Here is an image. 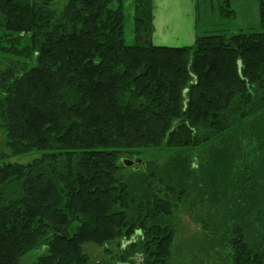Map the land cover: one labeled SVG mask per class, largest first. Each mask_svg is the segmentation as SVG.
<instances>
[{"label": "trees", "instance_id": "1", "mask_svg": "<svg viewBox=\"0 0 264 264\" xmlns=\"http://www.w3.org/2000/svg\"><path fill=\"white\" fill-rule=\"evenodd\" d=\"M52 3L0 0V53L15 58L0 67V128L11 155L41 154L0 163V264L41 246L32 264H99L85 243L120 237L122 264H169L189 203L234 264H264V0L262 31L184 46L153 43V0H135L134 45L123 0ZM163 147L176 152L123 173V154Z\"/></svg>", "mask_w": 264, "mask_h": 264}, {"label": "rangeland", "instance_id": "2", "mask_svg": "<svg viewBox=\"0 0 264 264\" xmlns=\"http://www.w3.org/2000/svg\"><path fill=\"white\" fill-rule=\"evenodd\" d=\"M125 14V41L129 45L136 43L134 32V17H135V0H123ZM229 0H198V32L208 34L212 31H221L227 29V34L236 33L238 31H262L260 24V0H230L229 5L226 3ZM68 0H53L51 5L53 10L61 14L67 5ZM113 7H118V4H113ZM233 10L234 13L226 16L221 11ZM169 46H184L185 42L167 44ZM11 61H15L12 55L8 53H0V67L2 69L8 67ZM139 154L133 156L123 154L122 158L135 159L141 158L145 162L158 161L164 162L173 153L175 149L167 147L137 149ZM0 151L6 157L4 161L13 163H30L35 158L40 157L38 152L13 156L6 145V131L0 128ZM140 170L133 166L123 169V173L127 176L135 175ZM207 210L201 204L187 205L180 204L175 212L177 217L175 220L176 236L171 249V257L169 264H234V248L229 243V240L220 236L214 243L209 242V238L213 237L210 227L203 222V214ZM218 235H221L220 233ZM125 237L111 240L104 245L95 243H85L84 251L87 253L89 260L92 263L99 264H122V256L126 254L129 248L123 246ZM48 247L41 246L37 249L30 250L21 259L20 264H32L44 254H47ZM127 264H144L131 255Z\"/></svg>", "mask_w": 264, "mask_h": 264}, {"label": "crops", "instance_id": "3", "mask_svg": "<svg viewBox=\"0 0 264 264\" xmlns=\"http://www.w3.org/2000/svg\"><path fill=\"white\" fill-rule=\"evenodd\" d=\"M153 3L154 44L185 42L186 45H192L197 36L203 35L198 32V0H153ZM236 15L237 13H234L231 16L236 17ZM221 31L228 32L227 29Z\"/></svg>", "mask_w": 264, "mask_h": 264}, {"label": "water", "instance_id": "4", "mask_svg": "<svg viewBox=\"0 0 264 264\" xmlns=\"http://www.w3.org/2000/svg\"><path fill=\"white\" fill-rule=\"evenodd\" d=\"M122 161L128 167L134 166L136 164H137V167L145 165V162L139 157H137L135 159L126 158V159H123Z\"/></svg>", "mask_w": 264, "mask_h": 264}]
</instances>
